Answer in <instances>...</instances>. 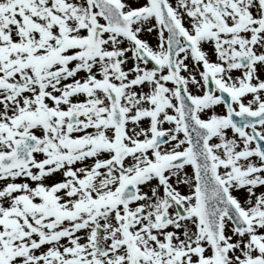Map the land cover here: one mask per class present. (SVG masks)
I'll return each mask as SVG.
<instances>
[{"label":"snow or ice","instance_id":"snow-or-ice-1","mask_svg":"<svg viewBox=\"0 0 264 264\" xmlns=\"http://www.w3.org/2000/svg\"><path fill=\"white\" fill-rule=\"evenodd\" d=\"M0 264H264V0H0Z\"/></svg>","mask_w":264,"mask_h":264},{"label":"flooded vegetation","instance_id":"flooded-vegetation-1","mask_svg":"<svg viewBox=\"0 0 264 264\" xmlns=\"http://www.w3.org/2000/svg\"><path fill=\"white\" fill-rule=\"evenodd\" d=\"M217 111L219 112V111H221V109L218 108Z\"/></svg>","mask_w":264,"mask_h":264}]
</instances>
